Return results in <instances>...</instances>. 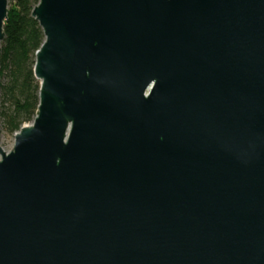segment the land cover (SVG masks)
Here are the masks:
<instances>
[{
  "label": "water",
  "instance_id": "obj_1",
  "mask_svg": "<svg viewBox=\"0 0 264 264\" xmlns=\"http://www.w3.org/2000/svg\"><path fill=\"white\" fill-rule=\"evenodd\" d=\"M38 2L0 264H264V0Z\"/></svg>",
  "mask_w": 264,
  "mask_h": 264
},
{
  "label": "trees",
  "instance_id": "obj_2",
  "mask_svg": "<svg viewBox=\"0 0 264 264\" xmlns=\"http://www.w3.org/2000/svg\"><path fill=\"white\" fill-rule=\"evenodd\" d=\"M8 21L0 54V127L10 136L32 124L40 101L35 78V55L45 41L42 27L32 17L38 0H8Z\"/></svg>",
  "mask_w": 264,
  "mask_h": 264
},
{
  "label": "rangeland",
  "instance_id": "obj_3",
  "mask_svg": "<svg viewBox=\"0 0 264 264\" xmlns=\"http://www.w3.org/2000/svg\"><path fill=\"white\" fill-rule=\"evenodd\" d=\"M15 135V134H14ZM8 135L0 127V146L6 151L11 152L15 143V137Z\"/></svg>",
  "mask_w": 264,
  "mask_h": 264
}]
</instances>
